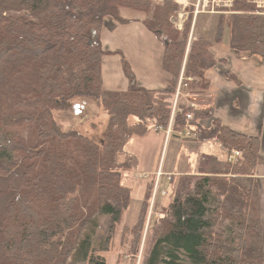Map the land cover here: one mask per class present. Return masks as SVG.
<instances>
[{
    "label": "trees",
    "instance_id": "trees-1",
    "mask_svg": "<svg viewBox=\"0 0 264 264\" xmlns=\"http://www.w3.org/2000/svg\"><path fill=\"white\" fill-rule=\"evenodd\" d=\"M120 7L146 12L144 24L164 44L162 66L171 78L163 88L140 86L122 55L127 89H102V56L120 51L104 50L100 32L107 15L126 21ZM177 8L175 0H0V264H107L104 253L119 228L121 243L134 251L155 175L134 225L122 224L132 198L124 178L138 157L130 151L119 162L118 155L133 136L165 131L172 116L175 132L240 156L230 162L225 152L199 148V170L171 174L169 199L153 218L159 224L145 238L139 264H264L254 175L264 164L260 136L230 129L210 108L178 102L173 113L185 54L184 93L206 91L205 71L217 62L211 41L201 36L188 45V27L180 35L170 24ZM225 24L232 49L264 58L262 9L234 0L213 42L222 40ZM81 95L108 114L101 141L58 124L56 112Z\"/></svg>",
    "mask_w": 264,
    "mask_h": 264
},
{
    "label": "crops",
    "instance_id": "crops-1",
    "mask_svg": "<svg viewBox=\"0 0 264 264\" xmlns=\"http://www.w3.org/2000/svg\"><path fill=\"white\" fill-rule=\"evenodd\" d=\"M119 15L126 21L122 22L107 15L100 32L104 50L120 51L102 56V89H127L128 78L123 69L122 55L130 64L140 86L148 89L163 88L171 78L170 73L162 66L165 47L156 34L144 24L146 12L120 7ZM210 51L217 62L205 71V77L209 80L208 89L204 92L185 94L184 103L197 108H210L213 117L218 118L230 129L250 136H260V152L264 155V58L232 49L228 44L226 31L221 41L211 43ZM181 99L182 97L179 103ZM208 123L209 120L203 122L204 125ZM161 134L162 150L157 162L153 148L159 143ZM188 136H181L173 129L168 133L166 130L154 128L147 135L139 137L141 140L138 141V150L132 151L138 157V167L146 166L143 173L153 174L155 179L157 170L172 175L197 171L199 148L205 147L206 150L213 151L217 144L212 140L200 141L194 139L193 135ZM145 174L143 176H146ZM254 175L259 186L264 244V164L256 166ZM168 182L164 176L160 177L155 199L157 202L161 201L158 200L159 194L164 196ZM155 215L158 216L159 211ZM155 215H147L148 222H152L153 218L157 217Z\"/></svg>",
    "mask_w": 264,
    "mask_h": 264
},
{
    "label": "rangeland",
    "instance_id": "rangeland-1",
    "mask_svg": "<svg viewBox=\"0 0 264 264\" xmlns=\"http://www.w3.org/2000/svg\"><path fill=\"white\" fill-rule=\"evenodd\" d=\"M162 1L163 0H152L153 4L160 3ZM249 2L255 5L257 8L264 9L261 6H258L257 0H249ZM175 3L177 4L178 8L176 11L170 14L169 22L173 26V28L180 33V35L183 34V32H185L186 28L188 27L189 45L191 39H196L197 37L201 36L213 42L218 19L221 15L226 16L231 12L234 0H175ZM228 30L229 27L227 24H225V31L227 33ZM185 61L186 54L183 60L181 75L183 74ZM73 102V107L56 112V119L59 126L63 130L76 128L78 131L93 138L94 140L101 141L104 138V133L108 122V114L105 111L101 110L100 105L94 97L81 95L79 97H76ZM181 103H184L183 96L181 99ZM162 135L163 134L160 135L159 143L155 144L153 148L155 150L157 162L160 159L159 157L162 150ZM139 140L141 139L137 136H133L130 139L129 143L125 146V152H122L118 155L119 162L123 161L124 156L130 153V151L138 150ZM219 149L220 151L218 150V146H214L213 152L219 153L222 156L224 152L220 147ZM145 168L146 166H139L135 169L127 171L125 174L124 182L131 187L132 198L129 208L125 212L123 217L122 224L124 225L132 226L138 218L141 201L145 192V186L148 181L147 179L148 177L151 178V176L153 175L146 174V176H143V174H145L143 173L145 171ZM199 168L200 162L198 158V170ZM159 195L158 200L161 201L157 202V200H154V203L150 201V206L147 214L148 216H151L152 214L155 215L156 212L159 211V208L165 205V203L167 202L166 199H169L168 195L163 197ZM154 205L156 212L154 210ZM148 216L147 222L145 220V222L143 223L144 228L143 231H141L140 236L137 238V247L134 251L130 250L129 241L121 243L120 228L118 229L113 239L112 248L110 249V251L104 253L107 264H134V262L136 264H139L145 238L146 240H148L152 233V230L159 224L153 221L148 222Z\"/></svg>",
    "mask_w": 264,
    "mask_h": 264
},
{
    "label": "built area",
    "instance_id": "built-area-1",
    "mask_svg": "<svg viewBox=\"0 0 264 264\" xmlns=\"http://www.w3.org/2000/svg\"><path fill=\"white\" fill-rule=\"evenodd\" d=\"M257 4H258V6H261L264 8V0H257ZM262 10L264 11V9H262ZM182 79H183V74L181 75L180 82L178 84L176 97H175L174 105H173V113L177 109V104H178L180 98L182 96H184L185 94H187V93H184V91H183L184 85H186V84L183 83ZM188 79H191V77H188ZM187 116H188V118H191L192 114H188ZM180 135L185 136V135H190V133L180 132ZM224 152L226 153L227 160L230 162H235L237 157L240 156V152L237 150H234V149H232L231 151L224 149ZM163 174H165L166 179H170L171 173H163V172L159 171V175H163Z\"/></svg>",
    "mask_w": 264,
    "mask_h": 264
},
{
    "label": "bare ground",
    "instance_id": "bare-ground-1",
    "mask_svg": "<svg viewBox=\"0 0 264 264\" xmlns=\"http://www.w3.org/2000/svg\"><path fill=\"white\" fill-rule=\"evenodd\" d=\"M177 88H178V85H177ZM177 88H176V92H177ZM176 92H175V97H176ZM175 97H174V100H175ZM172 119H173V116L171 117V121H170L169 126L167 127V129H165L166 132H168V133L172 130V127H171ZM178 133L180 134V132H178ZM159 171L160 170H157V173H156V179H155V183H154V189H153L152 200H151L152 203H154V200L156 199V196H157V187H158V184H159L160 177L162 176V175H159ZM167 180L169 181L170 179H167ZM164 193H165V191H164Z\"/></svg>",
    "mask_w": 264,
    "mask_h": 264
},
{
    "label": "water",
    "instance_id": "water-1",
    "mask_svg": "<svg viewBox=\"0 0 264 264\" xmlns=\"http://www.w3.org/2000/svg\"><path fill=\"white\" fill-rule=\"evenodd\" d=\"M95 32L93 31V36H94Z\"/></svg>",
    "mask_w": 264,
    "mask_h": 264
}]
</instances>
